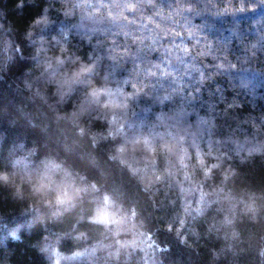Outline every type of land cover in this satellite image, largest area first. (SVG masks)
<instances>
[{
  "label": "clouds",
  "instance_id": "clouds-1",
  "mask_svg": "<svg viewBox=\"0 0 264 264\" xmlns=\"http://www.w3.org/2000/svg\"><path fill=\"white\" fill-rule=\"evenodd\" d=\"M0 264H264V0H0Z\"/></svg>",
  "mask_w": 264,
  "mask_h": 264
}]
</instances>
